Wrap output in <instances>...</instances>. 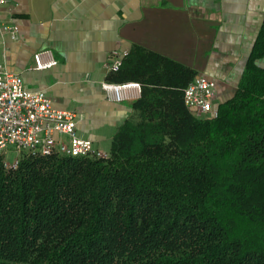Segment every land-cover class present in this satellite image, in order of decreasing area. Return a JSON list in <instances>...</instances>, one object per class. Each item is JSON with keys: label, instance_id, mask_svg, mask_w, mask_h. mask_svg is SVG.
<instances>
[{"label": "trees", "instance_id": "trees-1", "mask_svg": "<svg viewBox=\"0 0 264 264\" xmlns=\"http://www.w3.org/2000/svg\"><path fill=\"white\" fill-rule=\"evenodd\" d=\"M264 18L215 117L183 102L196 71L134 45L105 80L140 97L104 157L0 156V264H264Z\"/></svg>", "mask_w": 264, "mask_h": 264}, {"label": "crops", "instance_id": "crops-1", "mask_svg": "<svg viewBox=\"0 0 264 264\" xmlns=\"http://www.w3.org/2000/svg\"><path fill=\"white\" fill-rule=\"evenodd\" d=\"M263 18L264 0H8L0 23L17 35L0 34V65L74 111L77 134L106 154L132 111L101 89L111 51L138 45L193 68L215 82L216 105L235 91ZM42 48L57 64L34 70ZM256 63L264 68V55Z\"/></svg>", "mask_w": 264, "mask_h": 264}, {"label": "built area", "instance_id": "built-area-1", "mask_svg": "<svg viewBox=\"0 0 264 264\" xmlns=\"http://www.w3.org/2000/svg\"><path fill=\"white\" fill-rule=\"evenodd\" d=\"M8 0H0V6ZM17 35L15 24L0 23V34ZM126 51H111L105 70H118ZM34 70L50 69L57 64L49 48L36 50L32 54ZM101 89L113 102H133L141 95V86L136 81H102ZM215 82L205 76H194L183 89L184 105L197 117H215L213 102ZM10 148L14 152L8 159ZM24 152L49 155L59 152L68 156L104 157L106 154L92 145V141L80 137L76 132V114L72 110L60 109L41 89L25 87L20 72L10 71L0 65V156L6 168L15 169Z\"/></svg>", "mask_w": 264, "mask_h": 264}, {"label": "rangeland", "instance_id": "rangeland-1", "mask_svg": "<svg viewBox=\"0 0 264 264\" xmlns=\"http://www.w3.org/2000/svg\"><path fill=\"white\" fill-rule=\"evenodd\" d=\"M109 151H108V153H109ZM108 153L106 152V154H108ZM13 157H14V152L10 148L9 153H8V159H9V161H11L13 159Z\"/></svg>", "mask_w": 264, "mask_h": 264}]
</instances>
